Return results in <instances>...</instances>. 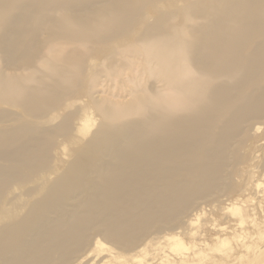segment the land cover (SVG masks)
Here are the masks:
<instances>
[{
  "label": "bare ground",
  "instance_id": "bare-ground-1",
  "mask_svg": "<svg viewBox=\"0 0 264 264\" xmlns=\"http://www.w3.org/2000/svg\"><path fill=\"white\" fill-rule=\"evenodd\" d=\"M176 1L181 0H0V103L23 112L20 117L8 113L4 121L10 125L0 130L3 185L16 190L20 182L50 183L38 202L43 205L65 185L90 183L86 191L67 198L87 208L83 214L67 209L68 222L50 220L51 228L32 224L29 212L19 224L7 225L8 240L29 227L31 238L3 252L15 256L26 250L28 258L12 256L5 264H50L52 256L41 253L54 250L55 255L71 240L74 252L90 237V226L122 248L134 245L139 233L170 224L173 215L212 190L236 139L260 128L255 122L264 116V0H185L172 10ZM161 7L166 9L157 10ZM154 13L155 21L146 24ZM177 17L181 22L175 24ZM136 24L146 25L134 37ZM40 28L50 37L39 44ZM111 41L117 45L104 56L112 60L107 70L121 60L131 68V91L141 95L125 103L93 97L105 122L82 154L50 182L49 156L42 152L51 144L45 146L43 137L53 131L41 130V119L62 109L57 104L69 93L64 84L79 74L85 56H98L93 44ZM88 45L93 47L80 51ZM39 74L50 81L37 79ZM145 76L153 78L151 86L143 84ZM25 116L32 122L15 123ZM70 123L71 116L57 127L66 132ZM90 126L85 119V134ZM21 211L6 216L17 221ZM69 255L58 258L68 261Z\"/></svg>",
  "mask_w": 264,
  "mask_h": 264
},
{
  "label": "rangeland",
  "instance_id": "rangeland-1",
  "mask_svg": "<svg viewBox=\"0 0 264 264\" xmlns=\"http://www.w3.org/2000/svg\"><path fill=\"white\" fill-rule=\"evenodd\" d=\"M184 3L185 0L176 1L170 8L175 10ZM165 7L157 10L166 9ZM155 15L154 13L152 18L146 19V24L154 22ZM173 22L178 24L181 18L177 17ZM146 24H136L132 30L133 36H139ZM43 29L40 28L39 36H36L39 44L50 37L49 34H42ZM116 45L112 41L105 44H93L95 49L100 50L98 56H85L84 64L79 68V74L64 84L63 87L69 93L63 94L57 104L62 109L59 112L57 110L54 116L46 114L41 119L39 128L53 131L51 137H43L44 145L50 140L51 144L45 150L46 152H42L49 156L47 169L50 171L48 179L50 182L57 180L71 162L82 154L84 144L91 134L105 122V117L100 114L92 100L93 97L97 99L96 97L103 95L102 97L125 103L141 95L131 91L133 84L127 77L131 68L123 65L121 60L114 68L115 71L107 70L108 66H112V60L104 59V56L114 50ZM72 46L66 45L68 49ZM93 46L88 45L80 51L86 53L88 47ZM134 59L139 63L142 60ZM40 68L43 70L42 66ZM36 77L45 82L50 81L49 77H42L41 74ZM94 77L97 81L91 82ZM142 78L146 87L151 86L153 78L147 76ZM8 113L20 117L23 112L19 108L0 103V130L10 125L4 121L7 120ZM70 116V130L60 131L57 126ZM85 119L91 120L89 132L86 134L82 130ZM30 122L32 121L28 116L22 121L19 118L15 123L21 125ZM255 123L260 127L259 129H248L236 139L235 150L230 155L227 165L223 166L221 176L212 186L213 188L211 187L212 190L194 199L192 205L184 208L185 210L182 208L180 214L173 215L170 218V224H162L161 228L156 226L150 230H144L136 236L134 245L128 248H122L101 235L98 232L99 227L90 226L87 229L90 237L87 241H82V245L74 252L75 246L72 243L74 241L68 242L65 238L62 241L65 242L55 255L54 250H46L40 256L50 254L52 257L49 258L53 259L50 264H91L92 262L94 264H264V116ZM3 149L5 145L2 144L0 150ZM20 158L23 160L24 156ZM20 158L19 161H21ZM1 163L9 164L10 162L1 161ZM19 169L25 171V167L20 166ZM4 180L5 176L1 175L0 186L3 185ZM259 183L261 185L258 187ZM89 184L85 181L82 188L72 186L65 188V185L55 195L48 196L42 205L38 202L46 196L50 183L41 185L39 181L33 182V180L20 182L16 190L8 185L6 188L4 183L0 187V264H5V260L14 256V253L10 251L15 250L20 242L24 241L23 239L31 238L29 227L25 234H15L8 240L5 236L7 225L19 224L29 212L33 213L29 219L31 223H39V225L45 223L48 228L54 226L48 223L50 220L56 221V218H60L58 222H68L67 209H71V213L83 214L87 208H77L74 206L73 199L67 200V198L76 197L80 192L86 191ZM36 186H38L37 190L31 193L29 189ZM19 193L22 195L21 199ZM36 203L38 205L34 207ZM13 205L21 209L17 210V207L13 208ZM33 208L34 212H32ZM20 210H22L20 218L10 222L6 214H15ZM54 224L56 225L57 222ZM82 225L83 223L78 224V226ZM58 235L56 234L55 237ZM60 237L62 239L66 236ZM97 241H100L101 246L96 244ZM7 247L12 250L3 253ZM134 247L137 248L134 249ZM143 247L145 249L141 250ZM25 251H20L14 257L20 260L27 259L29 253ZM58 253L71 255L68 256V261L62 262L58 258ZM64 258L67 259V255Z\"/></svg>",
  "mask_w": 264,
  "mask_h": 264
}]
</instances>
